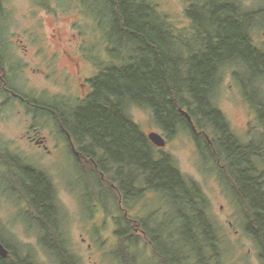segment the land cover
Returning a JSON list of instances; mask_svg holds the SVG:
<instances>
[{"label":"trees","instance_id":"trees-1","mask_svg":"<svg viewBox=\"0 0 264 264\" xmlns=\"http://www.w3.org/2000/svg\"><path fill=\"white\" fill-rule=\"evenodd\" d=\"M106 1L113 30L122 42L119 48L128 54L120 57L119 49L108 47L113 61L98 63L97 72L88 80L89 93L61 121L65 132L74 135L82 159H91L95 165H91V172L81 170L88 176L87 182L106 192L113 203L121 199L125 205L142 198L144 185L172 207L182 209L179 214L187 216L181 221L184 232L199 236L202 225L204 252L200 263L198 256H191L192 251L184 255L179 244L168 243L169 237L177 236L174 223L169 222L166 228L170 234L148 236L160 264H210L218 257L221 237L212 233L204 215L201 191L180 175L171 157L157 154L129 114L133 107L147 110L168 140L185 132L194 138L200 155L216 166L221 163V181L234 191L245 218V234L264 261V10H248L239 0H188L184 10L187 26L180 30L150 1ZM229 69L261 129L260 138L247 145L233 135L215 105ZM179 110L187 113L202 137ZM23 181L31 183L22 192L30 211L42 223L37 226L41 245L52 257L57 239L44 231L43 223H53L58 216L55 204L45 196L49 190L42 180L24 177ZM130 223L120 219L116 232L119 240L126 241L127 249L137 243L135 226ZM1 243L9 256L0 257V264H38ZM58 251L53 258L59 264H73L66 249ZM128 260L126 257L121 262L129 264ZM220 262L216 259L215 264Z\"/></svg>","mask_w":264,"mask_h":264},{"label":"rangeland","instance_id":"rangeland-1","mask_svg":"<svg viewBox=\"0 0 264 264\" xmlns=\"http://www.w3.org/2000/svg\"><path fill=\"white\" fill-rule=\"evenodd\" d=\"M147 1L154 4L157 12L176 28L182 30L187 26L184 10L188 0ZM239 1L248 10H264V0ZM0 7L3 9L0 21L4 24L0 30L1 38L29 39L35 36L31 33L33 31L37 36L49 37L51 34L54 35L52 30L57 29L63 39L71 40L72 54L78 60L84 61L79 65L80 76L84 81L95 74V65L100 61L106 60L107 64L113 61L109 54L102 50L105 44L113 50L119 49L120 57L128 54V50L119 48L122 42L118 32L113 30L106 0H1ZM53 11L56 12L52 14ZM258 33L259 31H254L257 42L260 41ZM10 49H13V46ZM15 59L17 67L20 63L24 68L25 62L17 55ZM6 64L9 69L8 81L21 95L41 102H50L57 99L56 97L65 100H68L65 97H69L71 101H78L80 98V93L74 86L68 91L58 88L55 77L50 78L47 73H42L43 69L40 70L37 61L29 63L33 67V72L29 73L15 71L12 60L11 66L7 62ZM231 71L232 69H229L224 74L215 105L233 135L241 144L247 145L260 138L261 129L258 128L256 116L244 100L240 88L233 81ZM86 93H89L88 89L85 90ZM4 101L13 102L12 99H2L0 94V102ZM129 114L146 137L149 133L155 132L165 138L166 144L163 148L154 147L157 154L171 157L180 175L186 181L194 183L201 191L208 217L216 227L214 229L212 226L213 234L215 235L216 231L218 232L216 235L221 237L218 257L210 264H215L216 259L220 260L221 264H264V261H261L260 250L245 234V218L235 202L234 191L221 181L217 169L221 163H217L216 166L213 161L200 155L194 138L185 132H179L168 140L155 126L147 110L133 107ZM42 125L45 128L42 130L46 133L50 127L49 122L44 120ZM26 128V118L18 114L17 109L11 106L9 109L0 110L1 147L5 146L21 154L28 165L44 172L52 184L53 202L58 216L52 226L49 222H44L43 226L45 232L55 235L57 250H53L51 257L43 249L40 240L41 230L37 227L42 223L32 214L27 203H24V197H16L15 195L19 194L14 191V195L9 194L1 186L2 183H0V241L4 245L8 244L10 247L5 246L13 253L30 256L38 264H59L53 258L58 249H66V255L73 264H123L121 259L126 260V257L129 264H160L146 240L140 235L134 233L137 243L127 249L126 241L119 240L112 232L114 229L112 223L123 218V211H127L131 221L135 220V201L126 204L127 206L123 203V211L118 209V200L114 199L113 203L106 192H101L87 182L88 176L86 177L81 170L91 172L92 168L81 157L77 158L76 166L66 164L63 167L61 166L63 158L60 159L61 164L57 166L59 160L56 158L49 160L38 152L19 148L17 138L26 131ZM101 186L105 187V184ZM142 200L143 198H140L138 201ZM102 207L109 213L112 212L111 215L115 217L107 214ZM174 212L181 213L182 209L173 207L168 211V215L172 217ZM31 215L34 216L32 219ZM132 229L134 230V227ZM176 229H179V232L177 230L175 233L177 236L169 237L168 243L179 244V251L184 255L192 251L194 254L191 256H198L196 260L200 263L204 252V239L201 234L197 236L194 232H184L181 225ZM199 229H202V225H199Z\"/></svg>","mask_w":264,"mask_h":264},{"label":"flooded vegetation","instance_id":"flooded-vegetation-1","mask_svg":"<svg viewBox=\"0 0 264 264\" xmlns=\"http://www.w3.org/2000/svg\"><path fill=\"white\" fill-rule=\"evenodd\" d=\"M0 11V13H2L3 9L0 8ZM55 12L53 11L52 14ZM53 19L56 20L55 17ZM2 25L4 24L0 21V30H2ZM4 28L6 29L7 27ZM52 32L54 35L51 34L49 37H40L37 36L33 31L31 33L35 36L29 39L12 40L10 38L3 39L0 37V94L2 99H12L13 101L0 102V110L9 109L12 106L13 109H17L18 114H22L23 117L26 118V131L17 138V145L19 148H22L26 151L38 152L39 155L48 158L49 160L56 158L57 161L59 160L57 162V166L58 164H61L60 159L63 158V164H61V166L64 167L67 164V166L69 165L73 167L77 165V158H82V152L79 150L74 135L65 132V130L61 127V121L65 120V116L70 113L77 101H71L72 99L64 96L68 100L56 97L57 99H53L50 102L42 101V103L41 101H37L36 99L29 96H24L23 94L21 95L11 86L10 82L8 81L9 69L6 62L11 66L10 60H12L15 71H26V73H29L30 71L33 72V67H31L29 63L37 61V66L40 67V70L43 69L42 73H47L50 78L55 77V84L59 86L58 88L61 87L62 91H68L74 86V88L80 93V98L78 100L85 98L87 95V93L85 94V90L88 89V91H90V85L88 83L90 78L84 81L80 76L81 70L79 65H81V63L84 61L82 59L78 60L76 56L72 54V45L70 39H63L57 29H53ZM11 46H13V49H10ZM102 50L105 52V54H107L108 47L106 44L103 46ZM16 51H20V53L17 54ZM16 55L19 57V59L25 62L24 68L21 67L20 63L18 67L14 63V60H16ZM97 67L98 64L95 65V73L97 72ZM44 120L49 122L48 126H50L46 133H44L42 130L45 129L42 125ZM193 131L197 133L199 137H202V134H198L196 130ZM1 146L2 145L0 144V147ZM85 156H88V154ZM85 162L90 164V166L93 164L91 159L85 160ZM222 169L223 167L219 166V170ZM24 177L35 178L38 181L42 180L44 183H46L48 187L47 190L50 192H46L45 196H49L48 200L52 202L54 201L52 184L45 173L28 165L25 162L23 156L17 153L15 150L12 151L7 149L5 146L1 147V186H3L9 194L14 195V192H17L19 195L15 196L22 198L24 197L22 192L23 187L28 186L30 183H25L23 181ZM139 185L140 184H137V188ZM143 187L144 191L142 193V202H139V199L135 202L134 221H131L128 218L127 211H123V203L121 199L118 200V209L123 211V218L127 219L129 222H133L135 226V234H138L144 238L147 242V245L151 248V250H153L151 242L147 240L148 236H158L160 233L164 235L170 234V228L166 229L170 223H174L175 226L178 227L182 225L181 221L187 218V216L184 214L180 215L179 213L175 214L174 212L173 216L171 217L168 215V211H170L173 207L168 203V201L160 198L157 193L151 191L144 185ZM24 203H26V201H24ZM203 208L204 215L206 216L211 229L212 226L214 229H216L214 222H211L208 217L206 208ZM102 209L107 211V209L104 207H102ZM186 209L187 208L184 207L183 210ZM107 214L111 215L112 212L109 213L107 211ZM111 216L115 217V215ZM32 218L33 217H31V219ZM117 222L118 220L116 223H112L114 227L112 232L114 234H116L118 231ZM50 225L52 226V222H50ZM163 228L166 230H163ZM177 230L179 232V229H175L174 234L177 233ZM211 231L212 233L214 232L213 229ZM217 233L218 232L215 231V234ZM197 234L202 235V229H200Z\"/></svg>","mask_w":264,"mask_h":264},{"label":"water","instance_id":"water-1","mask_svg":"<svg viewBox=\"0 0 264 264\" xmlns=\"http://www.w3.org/2000/svg\"><path fill=\"white\" fill-rule=\"evenodd\" d=\"M179 112L186 117L192 129L195 130V127L193 126V123L190 117L187 115V113L182 110H179ZM146 138L156 148H163L166 144L165 138L162 135L155 132L149 133ZM8 256H9V251L0 242V257L6 259Z\"/></svg>","mask_w":264,"mask_h":264}]
</instances>
